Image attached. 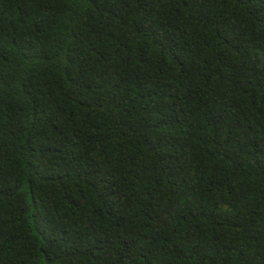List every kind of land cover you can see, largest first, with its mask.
Listing matches in <instances>:
<instances>
[{"label": "trees", "instance_id": "1", "mask_svg": "<svg viewBox=\"0 0 264 264\" xmlns=\"http://www.w3.org/2000/svg\"><path fill=\"white\" fill-rule=\"evenodd\" d=\"M0 264H264V0H0Z\"/></svg>", "mask_w": 264, "mask_h": 264}]
</instances>
